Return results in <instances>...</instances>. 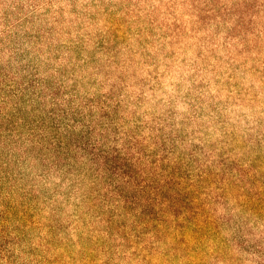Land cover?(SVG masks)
<instances>
[{"label":"clouds","instance_id":"obj_1","mask_svg":"<svg viewBox=\"0 0 264 264\" xmlns=\"http://www.w3.org/2000/svg\"><path fill=\"white\" fill-rule=\"evenodd\" d=\"M0 264H264V0H0Z\"/></svg>","mask_w":264,"mask_h":264}]
</instances>
